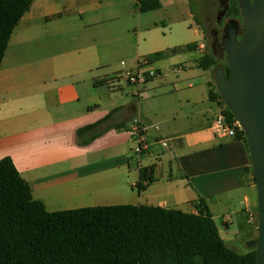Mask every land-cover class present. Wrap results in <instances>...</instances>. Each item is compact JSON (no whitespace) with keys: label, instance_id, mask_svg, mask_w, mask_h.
Listing matches in <instances>:
<instances>
[{"label":"crops","instance_id":"0c3cea01","mask_svg":"<svg viewBox=\"0 0 264 264\" xmlns=\"http://www.w3.org/2000/svg\"><path fill=\"white\" fill-rule=\"evenodd\" d=\"M119 13L129 17L136 10L124 0H35L0 70V161H13L50 213L133 205L197 214L195 204L202 201L221 222L217 227L229 249L255 241L250 153L243 141L212 129L224 109L210 99L209 81L166 91L174 82L162 65L188 51L152 63L149 57L172 49L140 55L138 38L136 57L134 38H101L94 29ZM195 31L199 38L191 45L198 46L203 36L198 26ZM140 59L160 77L142 88L108 82L136 70ZM186 69L177 71L178 82L188 79ZM143 169L152 170V182L140 191ZM78 194L109 196L87 202ZM73 202L79 206L60 207Z\"/></svg>","mask_w":264,"mask_h":264},{"label":"trees","instance_id":"16d2710c","mask_svg":"<svg viewBox=\"0 0 264 264\" xmlns=\"http://www.w3.org/2000/svg\"><path fill=\"white\" fill-rule=\"evenodd\" d=\"M34 2L0 0V70L12 35ZM161 7L159 0L139 2L142 14ZM239 13L236 6L232 8L231 14ZM197 48H175L148 60L155 63ZM198 65L208 71L216 68L217 60L208 55ZM223 69L229 79V66ZM210 99L224 107L230 123L236 122L217 86ZM235 138L248 149L243 131ZM151 172L141 170L140 191L146 181L152 182ZM195 208L197 214L133 205L50 213L6 158L0 161V264H257L255 248L246 255L235 253L222 239L207 206L199 201Z\"/></svg>","mask_w":264,"mask_h":264},{"label":"rangeland","instance_id":"374dc122","mask_svg":"<svg viewBox=\"0 0 264 264\" xmlns=\"http://www.w3.org/2000/svg\"><path fill=\"white\" fill-rule=\"evenodd\" d=\"M105 2L108 0H104ZM137 0H124L126 4L133 3L136 13L133 16L124 17L120 15L109 22H105L97 26L94 30L100 34L101 38H134L131 47L133 53L137 57L138 38H140V55L146 51L148 53L152 49L164 48L165 50L184 47L194 43L199 38L195 33L197 26L199 27L203 40L197 46L198 50L188 51L178 55L174 61H167L162 65L164 75H167L169 81L174 83L167 85L166 91L173 92L185 90L189 84H203L209 81L212 90L215 89V74L219 67L226 65L225 54L222 50V30L223 26L218 24V14L222 9L221 0H161V9L145 14H140ZM105 15H116V11L106 10ZM191 14V16H190ZM107 17V16H105ZM111 17V16H110ZM191 26L193 28H191ZM146 31V50L142 38H145ZM14 47L12 48V51ZM211 55L217 60L216 68L210 69L205 73L203 70H197L196 64L205 56ZM181 67L187 68V80H182V74L177 72ZM194 71V72H193ZM198 77V78H196ZM175 85V86H174ZM154 93V92H153ZM152 93V94H153ZM224 109V107H221ZM252 172V165L250 168ZM256 187V184H255ZM137 193V191H136ZM81 198L79 201L105 198L109 194H78ZM257 195V194H256ZM131 197H137L138 194H129ZM99 200V201H100ZM135 200H129L127 203H135ZM75 203V204H73ZM60 207L67 209L79 206L76 202ZM258 203L255 208L256 227L258 228ZM90 208V207H86ZM217 225L221 228V222L218 220ZM240 244L233 248L239 255H245L250 252L251 248ZM231 247V244H228Z\"/></svg>","mask_w":264,"mask_h":264},{"label":"water","instance_id":"95a60500","mask_svg":"<svg viewBox=\"0 0 264 264\" xmlns=\"http://www.w3.org/2000/svg\"><path fill=\"white\" fill-rule=\"evenodd\" d=\"M244 38L225 44L230 68L215 74L219 94L245 133L257 189L258 238L248 244L264 264V0H239Z\"/></svg>","mask_w":264,"mask_h":264},{"label":"built area","instance_id":"2783aa9c","mask_svg":"<svg viewBox=\"0 0 264 264\" xmlns=\"http://www.w3.org/2000/svg\"><path fill=\"white\" fill-rule=\"evenodd\" d=\"M148 65L147 60L140 59L136 70L115 74L108 80V82L110 84H120L121 82H125L130 86L142 88L149 82L160 77L157 70H146L145 67ZM144 95L145 93H140L141 97ZM212 129L219 136H227L231 138H235L239 130L242 131L239 124L237 122L233 124L230 123L223 112L215 120ZM135 136L140 140L141 149H144V138L140 135L137 129L135 130ZM147 184L148 183H146V185Z\"/></svg>","mask_w":264,"mask_h":264},{"label":"flooded vegetation","instance_id":"af4514ba","mask_svg":"<svg viewBox=\"0 0 264 264\" xmlns=\"http://www.w3.org/2000/svg\"><path fill=\"white\" fill-rule=\"evenodd\" d=\"M251 1L253 2V0ZM220 4L222 9L218 14V24L223 26L221 43L224 45L225 49V44L227 43L228 38H232L234 36L238 41H241L242 38H244L243 19L239 0H221ZM235 6L239 9V15L231 14V10ZM224 54L226 58V50ZM226 65H228L227 59Z\"/></svg>","mask_w":264,"mask_h":264}]
</instances>
